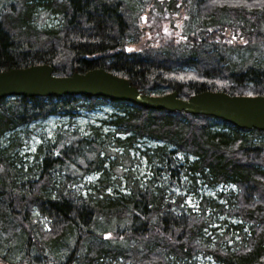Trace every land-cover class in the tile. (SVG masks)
Returning <instances> with one entry per match:
<instances>
[{
    "label": "trees",
    "instance_id": "16d2710c",
    "mask_svg": "<svg viewBox=\"0 0 264 264\" xmlns=\"http://www.w3.org/2000/svg\"><path fill=\"white\" fill-rule=\"evenodd\" d=\"M68 1L0 0V73L39 65L51 67L55 77H70L101 69L147 96L264 95V0H171L169 8H183L177 10L182 16L175 38L161 32L173 22L159 17L151 37L143 39L139 14L146 7L137 6L129 24L132 55L122 53L128 35L116 0ZM40 13L53 16L55 27L37 28ZM102 106L111 107V115L98 126L87 125V135L58 133L55 142L38 146L25 173L15 168L31 125L50 117L72 121L79 111ZM5 136L10 138L0 144V264H193L188 261L197 256L217 264H264V131L64 95L1 99L0 141ZM137 143L153 145L141 152L151 176L133 180L125 173L128 193L106 195L112 170L122 164L118 158L128 160ZM110 145L125 155L106 168ZM91 173L100 179L90 193L71 189ZM200 179L211 189L227 184L236 192L219 194L224 203L204 198L194 214L172 188L194 194ZM242 229L249 232L240 236Z\"/></svg>",
    "mask_w": 264,
    "mask_h": 264
},
{
    "label": "water",
    "instance_id": "95a60500",
    "mask_svg": "<svg viewBox=\"0 0 264 264\" xmlns=\"http://www.w3.org/2000/svg\"><path fill=\"white\" fill-rule=\"evenodd\" d=\"M61 97L84 96L129 102L152 110L184 112L223 120L239 129L264 131V95L229 96L220 92H203L182 100L176 93L147 96L129 81L97 69L70 77H55L49 66H33L0 73V98L5 96Z\"/></svg>",
    "mask_w": 264,
    "mask_h": 264
},
{
    "label": "rangeland",
    "instance_id": "374dc122",
    "mask_svg": "<svg viewBox=\"0 0 264 264\" xmlns=\"http://www.w3.org/2000/svg\"><path fill=\"white\" fill-rule=\"evenodd\" d=\"M114 1V0H110ZM165 1V0H162ZM169 4V1L166 0L165 5L167 6ZM157 4L156 7H158ZM172 7V6H171ZM181 9L182 11V5L178 7V10ZM160 9L156 8V11H153V15H158L160 13ZM179 11V12H181ZM36 20L35 26L37 28H54L55 27V21L52 19L53 16H45L43 13H40ZM178 16H182L181 13H178ZM177 16V17H178ZM40 17V18H39ZM176 17V16H175ZM179 20V19H178ZM155 19H152L151 22L154 23ZM179 21L177 23H173V28L167 29V33L170 35L172 32H174V29L177 28L178 30L181 29V26L179 25ZM142 29H146L147 27L141 23ZM166 26V25H164ZM167 27V26H166ZM163 31L165 32V29L161 30L162 34ZM177 36V35H176ZM175 36V37H176ZM173 37V38H175ZM149 96H158V95H149ZM112 109L108 106H102L99 107L92 112H85V111H79L77 116L73 118L72 121H69L67 118L64 117H50L46 121L41 123H35L30 126V128L33 130V133L30 135V137L26 140H23V145L21 148L17 151L18 158L21 159V164L15 163L16 169H24L28 166H32L33 164V155L37 153V148L41 144H48L49 142H55V140L59 136H68L69 134L75 133L79 135H87L86 134V126L87 125H94L98 126L100 125L101 120H106L109 115H111ZM103 132L106 134L107 132L103 130ZM58 133H61L62 135L57 136ZM67 133V134H66ZM10 136H5L1 141L0 144L4 147L7 144V141L9 140ZM69 138V137H68ZM144 147L151 148L153 147L152 144L146 145L144 143L142 144H136L135 149L132 151L127 152L128 160L118 158V161H120L122 164H119L115 170H112V174L109 176V184L110 187L107 189L106 195L112 197V196H118L122 194H127V187H126V178L124 177L125 173H129L132 175L133 180H139L141 178H145L147 180V177H150V166L147 164L146 159H142L141 152L144 151ZM109 152L110 157L106 160V168L108 167V163L114 161L116 157L124 156V152L121 148L118 149V147H114V145L109 146ZM103 157V155H101ZM26 163V164H25ZM70 172V170H69ZM64 174V173H63ZM74 176H77L76 173H73ZM100 179V173L98 174H88L87 176H84L81 179H78V183L75 184L72 189H75V191L80 192L82 196H85L86 193L91 192V186L97 182ZM151 181V180H150ZM120 183V184H119ZM178 190V191H176ZM231 192L230 194H233L236 192V189L233 185H227V184H218L214 186L212 189L208 187L203 181L197 180V191L194 194H190V191L188 190L186 193L188 195H185L182 187L179 189L172 188V192L175 195H181L185 196L184 205L186 208L190 209L194 214L199 213L200 205L199 202L206 198V200L211 201H218L221 203H224L223 199L219 200L217 196L219 197V194L229 196L227 192ZM190 194V195H189ZM207 216H212L214 214L213 210L209 209L208 211H205ZM34 216L37 217V214L34 213ZM235 223H238L237 221H232ZM41 223L44 225V222L41 221ZM215 224H217L216 221H214ZM120 230V229H119ZM112 232V231H110ZM247 233V232H246ZM106 239H109V241L113 242V236L109 233L105 234ZM206 259V258H205ZM193 260V264H217L212 259H207L200 261V257L197 256L194 259H191L188 261V263H191ZM200 261V262H199ZM129 264V263H126Z\"/></svg>",
    "mask_w": 264,
    "mask_h": 264
},
{
    "label": "flooded vegetation",
    "instance_id": "af4514ba",
    "mask_svg": "<svg viewBox=\"0 0 264 264\" xmlns=\"http://www.w3.org/2000/svg\"><path fill=\"white\" fill-rule=\"evenodd\" d=\"M55 3V0H53ZM59 1V0H58ZM63 1L69 2L68 0H60L62 3ZM115 5V8H117L118 13L116 14L121 15L125 19V24H126V29L123 30L124 33L126 32L128 37L126 38L125 43L121 44L122 45V53L125 55H132L135 51V44H134V33L133 31L129 28V24L131 25L134 22L135 14L136 11L135 9L138 7H144L148 2H145L143 0H116L113 2ZM57 16V15H56ZM142 21H144V16L141 17ZM132 34V36H130ZM145 37L146 34H144ZM117 52V51H115Z\"/></svg>",
    "mask_w": 264,
    "mask_h": 264
},
{
    "label": "bare ground",
    "instance_id": "6f19581e",
    "mask_svg": "<svg viewBox=\"0 0 264 264\" xmlns=\"http://www.w3.org/2000/svg\"><path fill=\"white\" fill-rule=\"evenodd\" d=\"M124 29H125V28H124ZM125 30H127V29H125ZM26 69H27V68H26ZM73 73H74V72H73ZM73 73H72V74H73ZM86 73H87V72H86ZM78 74H79V73H78ZM60 78H61V77H60ZM63 96H64V95H63ZM67 96H69V95H67ZM79 96H80V97H83V96H81V95H79ZM162 96H163V95H162ZM8 97H24V96H14V95H11V96L1 97L0 100H1V99H6V98H8ZM24 98H27V97H24ZM103 99H105V98H103ZM107 100H108V99H107ZM96 109H97V108H96ZM94 110H95V109H94ZM90 112H92V111H90ZM43 122H44V121H43ZM36 123H41V122H36ZM117 136H118V135H117ZM117 136H116V137H117ZM1 148H2V146H0V150H2ZM118 149H119V147H118ZM130 151H132V150H130ZM104 166H105V165H104ZM105 167H106V166H105ZM27 170H28V168H25V169L22 170V172L25 173ZM96 174H98V173H96ZM71 189H72V188H71ZM72 190H75V189H72ZM246 232H249V231H247V230H245V229H242L241 231L238 232V235H240V236L244 235V236H245V235H246ZM210 234H211V233H208V236H210ZM211 239H212V241H211V244H212V243L214 242V236L211 237Z\"/></svg>",
    "mask_w": 264,
    "mask_h": 264
}]
</instances>
